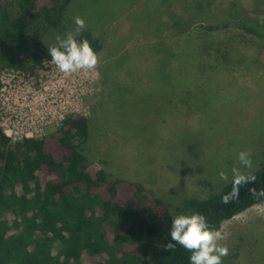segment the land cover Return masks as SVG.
I'll return each mask as SVG.
<instances>
[{
    "label": "rangeland",
    "instance_id": "1",
    "mask_svg": "<svg viewBox=\"0 0 264 264\" xmlns=\"http://www.w3.org/2000/svg\"><path fill=\"white\" fill-rule=\"evenodd\" d=\"M228 1L214 0L201 15L195 0H73L69 18L100 28L98 64L71 75L53 63L30 77L0 72V129L15 143L49 136L78 113L89 119L90 173L141 183L172 212L186 198L218 193L233 166L263 165L264 41L237 29L208 33L203 24L178 35L170 26L194 13L221 22ZM238 3L264 22V0ZM66 27L65 35L76 26ZM247 149L251 170L237 160ZM220 230L229 248L223 264H264V203Z\"/></svg>",
    "mask_w": 264,
    "mask_h": 264
},
{
    "label": "trees",
    "instance_id": "2",
    "mask_svg": "<svg viewBox=\"0 0 264 264\" xmlns=\"http://www.w3.org/2000/svg\"><path fill=\"white\" fill-rule=\"evenodd\" d=\"M72 2L0 0V72L30 77L51 64L48 47L57 44V35L65 37L66 23L75 26L68 14ZM195 2L201 15L209 5L215 8L214 0ZM238 4L228 1L221 22L210 24L194 13L189 20L176 15L170 27L178 35L197 24L208 33L237 29L264 41V22ZM99 30L91 23L76 36L87 39L98 57L104 46ZM89 125L86 116L69 113L53 134L15 143L0 129V264H190L191 253L180 245L172 252L163 247L175 243L170 236L175 215L199 212L220 230L264 203V196L248 191L264 189V152L263 165L252 172L257 180L242 186L237 200L221 203L232 190L230 180L207 198L182 200L172 212L141 183L88 171ZM152 241L160 243L157 251Z\"/></svg>",
    "mask_w": 264,
    "mask_h": 264
},
{
    "label": "clouds",
    "instance_id": "3",
    "mask_svg": "<svg viewBox=\"0 0 264 264\" xmlns=\"http://www.w3.org/2000/svg\"><path fill=\"white\" fill-rule=\"evenodd\" d=\"M75 31H69L65 37L56 36L57 44L48 47V53L52 63L63 74L71 75L81 71H91L98 64V56L90 46L87 39L77 41L76 36L85 28L83 18L74 17ZM251 149L239 150L237 160L245 169H252ZM232 190L221 198L222 204H230L239 198L240 188L255 182L257 177L251 171H242L240 167L233 166ZM220 179L228 181V174L221 170ZM249 195L264 196V189L257 190L249 188ZM171 241L165 244L164 250L172 252L176 245H180L191 253L190 264H223V258L229 255V248L221 243L226 235L219 229L211 227L207 218L199 213L193 212L190 215L179 214L172 218L170 226Z\"/></svg>",
    "mask_w": 264,
    "mask_h": 264
},
{
    "label": "built area",
    "instance_id": "4",
    "mask_svg": "<svg viewBox=\"0 0 264 264\" xmlns=\"http://www.w3.org/2000/svg\"><path fill=\"white\" fill-rule=\"evenodd\" d=\"M63 118H64V117H63ZM63 118H62V119H63ZM61 121H62V120H61ZM60 123H61V122H60ZM4 134H5V133H4ZM5 135H6V134H5ZM6 136H7V135H6ZM24 138H32V137H24ZM24 138H23V139H24ZM36 138H37V137H36Z\"/></svg>",
    "mask_w": 264,
    "mask_h": 264
}]
</instances>
